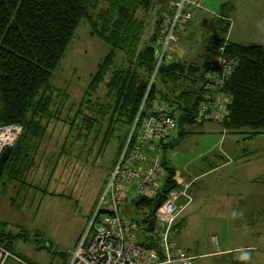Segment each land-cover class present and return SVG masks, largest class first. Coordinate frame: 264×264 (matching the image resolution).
I'll list each match as a JSON object with an SVG mask.
<instances>
[{
  "label": "rangeland",
  "instance_id": "374dc122",
  "mask_svg": "<svg viewBox=\"0 0 264 264\" xmlns=\"http://www.w3.org/2000/svg\"><path fill=\"white\" fill-rule=\"evenodd\" d=\"M98 1V10L109 5L108 0ZM204 2V11L193 9L192 18L178 26L175 32L176 51L170 61H199L205 40L214 32V24L220 14H229L233 25L227 34L218 29V36L246 46L264 45V0ZM225 3H228L227 7L223 6ZM160 6V3L155 4L149 12L148 21L157 19ZM109 52L110 47L92 36L88 22L83 20L54 72L52 84L65 96L54 99L52 110L56 116L43 120V124L48 125V134L38 144L35 164L39 176L44 177L46 182L44 190L47 191L48 179L54 183L48 188L52 196L41 200L42 193L32 192L35 200L26 201L23 194H17L18 205L10 216H6L8 213L4 204L9 188L0 187V217L10 219V229L17 233L18 240L23 239L19 242L23 253L16 249L15 252L25 260L47 254L51 238V250H55V243L60 237L65 243L79 229V235H84L92 212L96 211L104 196L120 143L117 136L106 146L103 145L109 117L103 119L94 110L110 105L107 89L103 84L94 92L89 86L98 64ZM122 61L119 60L117 65ZM123 64L126 63L123 61ZM162 86L159 74L156 87ZM159 102V98L151 100L146 110H151V107L154 110V104ZM94 118L102 123L97 124L99 130L95 131ZM86 122L89 128L84 127ZM185 132L174 147L162 149L160 153L167 166L164 181L172 175L178 189L182 190L186 182L191 183V191L195 194L194 201L180 213V220L185 225L174 233L173 242H178L189 253H195L193 249H216L218 244L222 245L221 248H240L214 264H264V135H253L250 129L228 131L221 124L211 122L187 126ZM177 137L179 130L172 140H177ZM65 141L63 157L60 160L59 155L51 158V164L47 162L48 169L43 173V160L46 159L45 154H49L46 153L48 145L57 142L55 150L59 153ZM221 165L224 166L214 169ZM33 184L41 185L43 182L35 180ZM24 188L29 190L26 186ZM59 194L61 197L54 196ZM133 199L136 200L137 196L130 197V201L124 204L123 212L127 217L136 218L137 208ZM186 201L182 197L178 202L179 208ZM46 218H53V221L48 219L51 225L47 228ZM59 223L62 224L61 235L56 225L59 226ZM17 224L24 228L18 229Z\"/></svg>",
  "mask_w": 264,
  "mask_h": 264
},
{
  "label": "trees",
  "instance_id": "16d2710c",
  "mask_svg": "<svg viewBox=\"0 0 264 264\" xmlns=\"http://www.w3.org/2000/svg\"><path fill=\"white\" fill-rule=\"evenodd\" d=\"M94 1L93 5L92 0H0V126L19 124L24 130L14 152L0 169L2 184L9 180L19 186H33L28 176L36 163L37 141L43 140L48 129L43 120L56 116L52 110L54 99L65 96L53 86V75L83 20L88 22L91 35L110 47V52L98 64L89 87L95 92L104 84L107 89L110 105L100 106V110H94V113L103 119L109 117L103 145L117 136L119 138L112 171L123 153L137 116L140 114L141 120L153 113L152 107L146 110L151 100L159 98L167 106L166 113L176 120L179 130L177 140H171L163 149L174 147L186 134L185 127L198 124L196 115L204 74L209 60L224 45L226 54L237 58L238 66L226 85L232 103L222 126L228 131L250 129L253 135H264V45L246 46L218 36V29L225 34L230 30L229 14H220L216 18L214 32L206 38L199 61L162 63L155 73L156 43L164 14L169 11L168 1L108 0L109 5L99 10V1ZM158 3L161 6L157 10V19L148 21L149 12ZM121 59L126 64L122 61L117 65ZM159 74L164 85L162 88L156 87ZM95 119L94 131L99 130L97 124H102ZM84 127L89 128L90 125L86 122ZM162 163L166 171L163 159ZM175 188L177 183L170 175L156 199L148 202L133 200L136 207L145 202L150 207L149 229L153 228L150 220L156 209ZM184 225L179 217L173 226L175 233ZM18 237L0 234V245L18 256L14 246ZM140 241L145 245L148 242L142 238Z\"/></svg>",
  "mask_w": 264,
  "mask_h": 264
},
{
  "label": "built area",
  "instance_id": "2783aa9c",
  "mask_svg": "<svg viewBox=\"0 0 264 264\" xmlns=\"http://www.w3.org/2000/svg\"><path fill=\"white\" fill-rule=\"evenodd\" d=\"M200 5L201 0H169V11L164 14L156 43L155 73L162 63L170 62L176 51L178 26L188 22L192 18L191 11ZM237 66V58L226 54L225 45L209 60L197 109L198 124L222 125L227 119L232 98L226 85ZM146 99L147 95L142 108ZM166 111L167 106L159 102L154 104L149 117L140 120V114L137 116L100 205L72 253L71 264H194V257L173 242V226L181 211L194 199L191 183L186 182L182 190L175 188L168 193L151 218L152 229L147 226L152 213L146 202L136 207V218L127 217L123 212L124 204L132 195L148 202L161 194L166 171L160 153L177 130L176 120ZM23 131L19 124L0 126V159L6 148L15 147ZM182 197L187 201L179 208ZM141 238L148 241L146 245ZM8 260L28 264L0 245V264Z\"/></svg>",
  "mask_w": 264,
  "mask_h": 264
},
{
  "label": "crops",
  "instance_id": "0c3cea01",
  "mask_svg": "<svg viewBox=\"0 0 264 264\" xmlns=\"http://www.w3.org/2000/svg\"><path fill=\"white\" fill-rule=\"evenodd\" d=\"M167 1H168V5H169V0H167ZM204 1L205 0H201L200 7L199 8H195V9L196 10H200V11H204L203 8H204V6H206ZM228 20L231 23V28H232V25H233L232 18L229 17ZM47 134H48V129H47V131H46V133L44 135V140H45ZM175 135H176V132H175ZM51 137L52 136H49V138H51ZM66 141L63 143V146H61L62 151L61 152L58 151L59 153H57V151L55 150V148L58 147L57 146V142L54 143V144L53 143H50V145H48V149H50V152H49L48 149H47V151L44 150V152L46 151V153H49V154H45L44 153L45 156H46V159L43 160V163L45 164L44 165V169H43V173H45L47 171V169H48L47 168V166H48L47 162L49 161V163L51 164V162H50L51 158H57L58 155H59L60 157L58 158V160H60V158L63 157L61 154H62V152H65V150H66V148H65ZM37 142L39 144L40 141H37ZM41 146H42V144H41ZM46 146H47V144H46ZM223 166L224 165H221V166L215 167L214 169H218V168H221ZM210 171H212V170H210ZM210 171H208V172H210ZM38 172H39V170L36 171V165H34L33 166V169L31 171H29L30 174L28 176V179L30 181H32V184H33V182L35 180H37L38 182H41V180H42L43 184H41V185L33 184L32 187L27 185L26 187H28L29 190H25V188H24L25 186H19L16 183H12L9 180L5 181V183H3V184H2V182H0V187L2 185L6 189L9 188V190H8L9 195L7 197V200L6 201L4 200L5 201L4 207L6 208V211L8 213V214H6V216H10L9 214H11V211H14V207L16 205H18L17 204V198H18L17 197V194H20V195L23 194L24 197H25L24 199L26 201H28V200L29 201L35 200V195H33L34 192H38V193H42L43 194V196L41 197V200H44L45 198L52 196V194H51L52 192H50L48 190V188H50V185L51 184L53 185L54 183L50 182L49 179L47 180V186H48L47 192L48 193H46V191L44 190V186H45V183L46 182L44 183V177L39 176ZM8 185H10V186H8ZM52 188L54 190H56L55 189V186H52ZM53 192H54V194H58V193H55V191H53ZM54 196L61 197L60 194L59 195H54ZM194 198H195V194H194ZM48 219L50 221L51 220L53 221V218H48ZM48 219L46 218V223H47L46 224V228L51 225V222H47ZM9 220L10 219H2L0 217V234H4L6 237L9 236V235L10 236H18L17 233H14V231H12L10 229ZM56 225H57V228L59 229L60 235H61L63 233V231H62V224L59 223V226H58V224H56ZM16 227L18 229L24 228L23 225H18V224L16 225ZM54 230H52V232ZM177 233H178V231H177ZM79 234H80V229L78 230V232H75L74 233L73 237L68 242H65V243H63V239H62V237H60L61 239H59V241H57L55 243L56 244L54 246V249L55 250H51V248L53 246V241H52L53 238H51L52 240H50V246H49L48 250L46 251L47 254H45L43 256L38 255L37 257L33 258V260H32V257H30V259H28V260L29 261L32 260V261H30L32 264H71L72 253H73V251H74V249H75V247H76V245L78 243V240L81 237V235H79ZM27 238L28 239L30 238L29 233L27 234ZM47 238H49V236ZM22 240L23 239L15 240V242H14L15 249L16 250H21L20 252L23 251L22 249H19V245H20L19 242L22 241ZM175 243L177 244L178 247H180V244L178 242H175ZM221 246H222L221 244H218L216 249H211L210 250V249L207 248V249H204L202 251H198L196 249H193L195 253H191V252L189 253L188 251L187 252H188V254L190 256L194 257V264H214V262H216V261L217 262H220V260L222 259V257H224L226 255H232V254H234L233 252H236L238 249H240V248H221ZM247 248H252V247H247ZM43 252H44V250H43ZM263 253H264V250H263ZM263 255L264 254H262V257L264 258ZM5 264H19V263L15 262L13 260H8V261L5 262Z\"/></svg>",
  "mask_w": 264,
  "mask_h": 264
},
{
  "label": "water",
  "instance_id": "95a60500",
  "mask_svg": "<svg viewBox=\"0 0 264 264\" xmlns=\"http://www.w3.org/2000/svg\"><path fill=\"white\" fill-rule=\"evenodd\" d=\"M13 152H14V147H8L5 149L0 159V169L3 168V165L5 164V162L8 160V158ZM157 202H159V200H157ZM152 222L153 220H150V226Z\"/></svg>",
  "mask_w": 264,
  "mask_h": 264
}]
</instances>
